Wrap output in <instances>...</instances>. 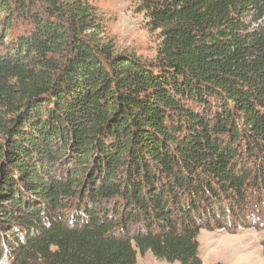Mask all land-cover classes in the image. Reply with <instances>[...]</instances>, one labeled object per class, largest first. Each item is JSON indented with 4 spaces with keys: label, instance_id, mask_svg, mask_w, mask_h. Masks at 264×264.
<instances>
[{
    "label": "trees",
    "instance_id": "obj_1",
    "mask_svg": "<svg viewBox=\"0 0 264 264\" xmlns=\"http://www.w3.org/2000/svg\"><path fill=\"white\" fill-rule=\"evenodd\" d=\"M135 2L152 61L118 53L88 0H0V241L16 264H201L200 230L257 229L264 0Z\"/></svg>",
    "mask_w": 264,
    "mask_h": 264
},
{
    "label": "rangeland",
    "instance_id": "obj_2",
    "mask_svg": "<svg viewBox=\"0 0 264 264\" xmlns=\"http://www.w3.org/2000/svg\"><path fill=\"white\" fill-rule=\"evenodd\" d=\"M98 11L105 25V35L113 42L118 53L135 55L142 60L152 61L157 47V32L153 31L135 0H88ZM251 14L247 20H251ZM25 198V197H24ZM29 202L30 197L24 201ZM72 202L69 208H72ZM69 205V204H68ZM245 216V223L255 222L257 229L240 228L235 234L226 231L200 230L198 256L201 264H264V204L254 202ZM63 210L68 223L73 220L71 209ZM245 215V214H244ZM228 218V217H226ZM234 222L228 218L223 223ZM236 223V222H234ZM9 230V229H6ZM18 230V229H16ZM4 232L0 229V239ZM15 233V232H14ZM0 264H16L9 247L0 241ZM136 264H178L158 260L150 252L137 255Z\"/></svg>",
    "mask_w": 264,
    "mask_h": 264
}]
</instances>
